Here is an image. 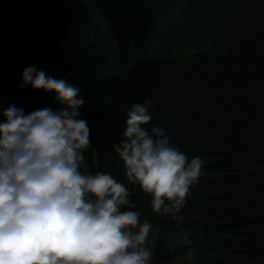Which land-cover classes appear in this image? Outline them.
Listing matches in <instances>:
<instances>
[{
	"label": "trees",
	"instance_id": "trees-1",
	"mask_svg": "<svg viewBox=\"0 0 264 264\" xmlns=\"http://www.w3.org/2000/svg\"><path fill=\"white\" fill-rule=\"evenodd\" d=\"M31 20L0 26V122L10 105L66 107L55 91L20 87L25 68L65 80L90 129L81 170L133 192L152 224L151 264H264V0H55ZM145 97L143 127L204 161L172 213L152 212L113 150Z\"/></svg>",
	"mask_w": 264,
	"mask_h": 264
},
{
	"label": "clouds",
	"instance_id": "clouds-1",
	"mask_svg": "<svg viewBox=\"0 0 264 264\" xmlns=\"http://www.w3.org/2000/svg\"><path fill=\"white\" fill-rule=\"evenodd\" d=\"M23 83L55 91L66 107L25 114L10 105L0 122V264H151L152 224L110 173L83 172L90 129L79 118L78 89L28 67ZM151 98L133 103L114 152L127 181L151 196L153 213L179 211L204 161L191 159L159 126ZM98 153H93L95 158ZM125 206L127 210L125 209Z\"/></svg>",
	"mask_w": 264,
	"mask_h": 264
},
{
	"label": "rangeland",
	"instance_id": "rangeland-1",
	"mask_svg": "<svg viewBox=\"0 0 264 264\" xmlns=\"http://www.w3.org/2000/svg\"><path fill=\"white\" fill-rule=\"evenodd\" d=\"M55 0H0V26L18 23L22 19L36 20L45 16ZM31 20V21H32Z\"/></svg>",
	"mask_w": 264,
	"mask_h": 264
}]
</instances>
